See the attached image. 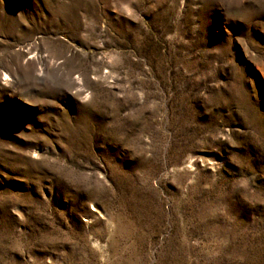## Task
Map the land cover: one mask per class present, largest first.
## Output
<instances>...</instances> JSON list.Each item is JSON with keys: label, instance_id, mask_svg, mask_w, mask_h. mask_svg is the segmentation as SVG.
Listing matches in <instances>:
<instances>
[{"label": "rangeland", "instance_id": "374dc122", "mask_svg": "<svg viewBox=\"0 0 264 264\" xmlns=\"http://www.w3.org/2000/svg\"><path fill=\"white\" fill-rule=\"evenodd\" d=\"M0 264H264V0H0Z\"/></svg>", "mask_w": 264, "mask_h": 264}]
</instances>
